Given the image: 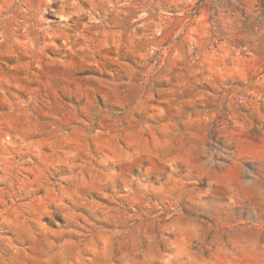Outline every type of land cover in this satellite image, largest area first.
Returning <instances> with one entry per match:
<instances>
[{
	"label": "rangeland",
	"instance_id": "obj_1",
	"mask_svg": "<svg viewBox=\"0 0 264 264\" xmlns=\"http://www.w3.org/2000/svg\"><path fill=\"white\" fill-rule=\"evenodd\" d=\"M0 264H264V0H0Z\"/></svg>",
	"mask_w": 264,
	"mask_h": 264
},
{
	"label": "trees",
	"instance_id": "obj_2",
	"mask_svg": "<svg viewBox=\"0 0 264 264\" xmlns=\"http://www.w3.org/2000/svg\"><path fill=\"white\" fill-rule=\"evenodd\" d=\"M214 142H216L215 140H213Z\"/></svg>",
	"mask_w": 264,
	"mask_h": 264
}]
</instances>
